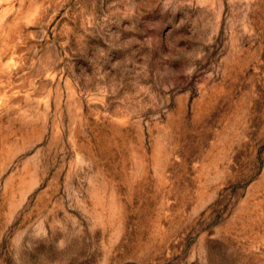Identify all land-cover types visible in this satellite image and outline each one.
Segmentation results:
<instances>
[{
  "label": "rangeland",
  "instance_id": "374dc122",
  "mask_svg": "<svg viewBox=\"0 0 264 264\" xmlns=\"http://www.w3.org/2000/svg\"><path fill=\"white\" fill-rule=\"evenodd\" d=\"M0 264H264V0H0Z\"/></svg>",
  "mask_w": 264,
  "mask_h": 264
}]
</instances>
